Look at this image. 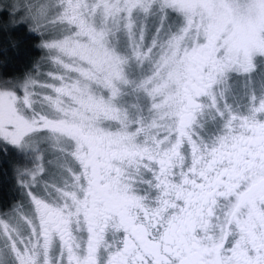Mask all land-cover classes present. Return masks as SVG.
Instances as JSON below:
<instances>
[{
    "label": "snow or ice",
    "instance_id": "snow-or-ice-1",
    "mask_svg": "<svg viewBox=\"0 0 264 264\" xmlns=\"http://www.w3.org/2000/svg\"><path fill=\"white\" fill-rule=\"evenodd\" d=\"M0 264H264V0H0Z\"/></svg>",
    "mask_w": 264,
    "mask_h": 264
}]
</instances>
